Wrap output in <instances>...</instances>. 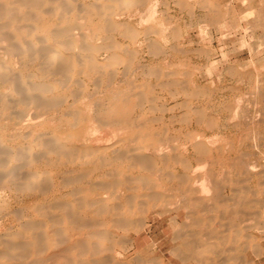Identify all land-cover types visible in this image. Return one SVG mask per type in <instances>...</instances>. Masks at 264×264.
I'll return each mask as SVG.
<instances>
[{
  "label": "bare ground",
  "instance_id": "6f19581e",
  "mask_svg": "<svg viewBox=\"0 0 264 264\" xmlns=\"http://www.w3.org/2000/svg\"><path fill=\"white\" fill-rule=\"evenodd\" d=\"M260 48L264 0H0V264H258Z\"/></svg>",
  "mask_w": 264,
  "mask_h": 264
},
{
  "label": "rangeland",
  "instance_id": "374dc122",
  "mask_svg": "<svg viewBox=\"0 0 264 264\" xmlns=\"http://www.w3.org/2000/svg\"><path fill=\"white\" fill-rule=\"evenodd\" d=\"M259 31H260V30L258 29V31H257V33H256L257 36L261 34V32H259ZM261 47H262V46H261ZM244 51H245V52H244ZM244 51H242V53L238 55V57H237V58H238V59H237L238 62H245V61H247V59H248L247 57H249V56H248L249 54H248L247 50H244ZM259 51H260V54H261V55L259 54V59H261V57L264 56V50H263L262 48H260ZM244 55H245V56H244ZM243 56H244V57H243ZM240 58H241V59H240ZM246 58H247V59H246ZM239 59H240V60H239ZM262 261H263V262H262ZM263 263H264V258H261V261H259L258 264H263Z\"/></svg>",
  "mask_w": 264,
  "mask_h": 264
}]
</instances>
